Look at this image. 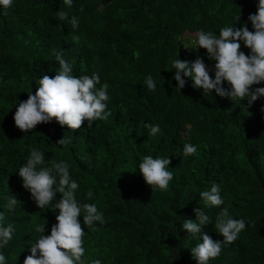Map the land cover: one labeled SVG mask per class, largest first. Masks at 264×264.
Segmentation results:
<instances>
[{
	"label": "trees",
	"instance_id": "trees-1",
	"mask_svg": "<svg viewBox=\"0 0 264 264\" xmlns=\"http://www.w3.org/2000/svg\"><path fill=\"white\" fill-rule=\"evenodd\" d=\"M256 4L74 0L67 9L61 0H14L7 14L0 15V211L4 223L16 228L5 250L8 264H23L30 254L36 238L33 223H46L45 235L56 223L50 206L39 209L15 172L29 146L44 150L46 160H66L80 185L77 199L96 203L103 212L102 224L85 227L83 246L89 259L100 258L103 264H196L189 248L198 241L181 223L194 219L193 208L202 206L198 193L218 182L223 206L234 217L245 218L246 228L222 245L209 264H264V97L250 106L239 99L234 105L193 88L189 78L180 90L172 79V61L178 56L191 61L199 55L215 63L204 56L206 49L181 46V37L218 31L239 11L235 27L247 22L252 30L248 16L256 12ZM60 7L79 17L77 29L59 20ZM241 50L249 51L242 42ZM55 51L63 52L75 75L100 74L101 84L109 85L111 115L92 126L85 120L79 129L53 118L25 134L14 123L16 103L31 90L35 93L40 75H55ZM148 73L157 81L155 91L142 87ZM258 86L264 82L252 87ZM145 121L158 123L162 133L152 136ZM62 136L69 139L66 146L57 144ZM189 141L197 152L182 157V145ZM146 154L169 157L173 179L167 190L152 191L144 181L137 163ZM7 194L20 201L11 212L2 199ZM206 211L213 224L202 230L222 241L213 226L219 209Z\"/></svg>",
	"mask_w": 264,
	"mask_h": 264
},
{
	"label": "clouds",
	"instance_id": "clouds-1",
	"mask_svg": "<svg viewBox=\"0 0 264 264\" xmlns=\"http://www.w3.org/2000/svg\"><path fill=\"white\" fill-rule=\"evenodd\" d=\"M73 2L74 0H61L67 9H71ZM13 4L14 0H0V15H6ZM256 8V12L248 16L252 30H249L247 22L235 27L233 21H239V11L229 26L221 27L218 31L199 30L187 40L181 37V46L193 50V45L195 50L202 47L206 49L204 56L215 63L212 71H209L206 61L199 55L191 61L178 56L172 61V79L177 82L175 87L180 90L188 82L185 78H189L193 88L201 90L202 93H215L219 97L228 98L234 105H239L236 103L239 99L241 102L246 100L250 106L258 98L264 97V86L252 87L264 82V0H257ZM56 14L59 20L67 21L72 29L79 27L77 15H70L68 10L61 7ZM72 38L78 40L79 36L74 34ZM241 42L249 49L247 54L241 50ZM55 61L59 66L55 75L50 77L42 72L35 93L31 90L25 100L16 103L14 123L25 134L38 123H47L53 118L61 126L79 129L85 120L88 126H92L94 121L105 120L111 115L108 107L111 99L109 85L101 84L98 72L75 75L72 63L65 58L62 51H55ZM210 72L213 75L210 76ZM144 86L150 91L156 90L157 81L151 73L145 75L142 87ZM261 111L264 112V106ZM144 127L152 136L162 133L158 123L145 121ZM68 143L69 139L64 136L57 141V144L65 146ZM29 147L30 151L15 172L39 209L50 206L48 210L55 213L56 223L51 225L50 234L47 235L44 234L46 223L32 224L36 238L30 244V254L24 258L23 264H103L100 258L89 259L83 246L85 227H92L96 222L102 224L103 212L96 203L77 199L80 185L71 174L66 160H46L44 150ZM196 152V144L190 141L183 143L182 157L192 156ZM80 158L84 159L83 156ZM169 164L168 156L146 154L138 161L137 169L152 191H163L168 189L169 182L173 179ZM58 193L62 194L59 198ZM86 196L91 199L92 193L89 191ZM198 196L202 206L197 203L198 206L192 210L195 218H184L181 228L187 230L189 237H195L198 241L189 248L191 258L196 264H209L210 260L221 254L222 245L238 238L246 228V220L243 217H234L223 206L225 200L221 195L220 183H213L210 188L200 191ZM2 199L6 201L10 212L20 202L12 194H7ZM211 208L219 209L213 226L216 232L222 234V241L214 240L202 230L209 222L213 224L206 211ZM78 217H82V221ZM4 220V213L0 211V264H8L5 250L16 232L14 225L5 224ZM16 258L17 256L15 261Z\"/></svg>",
	"mask_w": 264,
	"mask_h": 264
},
{
	"label": "built area",
	"instance_id": "built-area-1",
	"mask_svg": "<svg viewBox=\"0 0 264 264\" xmlns=\"http://www.w3.org/2000/svg\"><path fill=\"white\" fill-rule=\"evenodd\" d=\"M205 62V61H204ZM206 66L208 67L209 71H212L213 69V64L210 62H205Z\"/></svg>",
	"mask_w": 264,
	"mask_h": 264
}]
</instances>
